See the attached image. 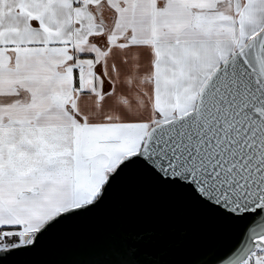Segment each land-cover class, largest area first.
<instances>
[{
  "label": "snow or ice",
  "instance_id": "6c2138e0",
  "mask_svg": "<svg viewBox=\"0 0 264 264\" xmlns=\"http://www.w3.org/2000/svg\"><path fill=\"white\" fill-rule=\"evenodd\" d=\"M0 264H264V0H0Z\"/></svg>",
  "mask_w": 264,
  "mask_h": 264
}]
</instances>
